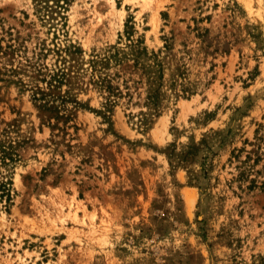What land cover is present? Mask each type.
<instances>
[{
    "label": "rangeland",
    "instance_id": "374dc122",
    "mask_svg": "<svg viewBox=\"0 0 264 264\" xmlns=\"http://www.w3.org/2000/svg\"><path fill=\"white\" fill-rule=\"evenodd\" d=\"M0 264H264V0H0Z\"/></svg>",
    "mask_w": 264,
    "mask_h": 264
},
{
    "label": "trees",
    "instance_id": "16d2710c",
    "mask_svg": "<svg viewBox=\"0 0 264 264\" xmlns=\"http://www.w3.org/2000/svg\"><path fill=\"white\" fill-rule=\"evenodd\" d=\"M43 99L44 103L41 105L42 107H44L46 110H50L53 111V109L56 108V106H54L53 103L50 104V102L48 100H46V98H41V100ZM2 189V194L6 195L8 199H10L11 196V190L9 187H7L6 183H2L1 184Z\"/></svg>",
    "mask_w": 264,
    "mask_h": 264
},
{
    "label": "bare ground",
    "instance_id": "6f19581e",
    "mask_svg": "<svg viewBox=\"0 0 264 264\" xmlns=\"http://www.w3.org/2000/svg\"><path fill=\"white\" fill-rule=\"evenodd\" d=\"M191 192V191H190ZM190 194V193H189ZM188 196V195H187Z\"/></svg>",
    "mask_w": 264,
    "mask_h": 264
}]
</instances>
